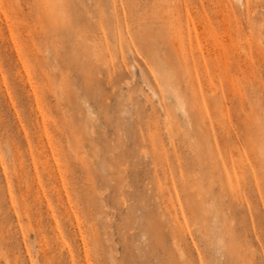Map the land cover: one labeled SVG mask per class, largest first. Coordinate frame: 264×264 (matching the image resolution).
Returning a JSON list of instances; mask_svg holds the SVG:
<instances>
[{
	"label": "rangeland",
	"instance_id": "rangeland-1",
	"mask_svg": "<svg viewBox=\"0 0 264 264\" xmlns=\"http://www.w3.org/2000/svg\"><path fill=\"white\" fill-rule=\"evenodd\" d=\"M0 264H264V0H0Z\"/></svg>",
	"mask_w": 264,
	"mask_h": 264
},
{
	"label": "bare ground",
	"instance_id": "bare-ground-1",
	"mask_svg": "<svg viewBox=\"0 0 264 264\" xmlns=\"http://www.w3.org/2000/svg\"><path fill=\"white\" fill-rule=\"evenodd\" d=\"M170 94L174 97L175 101H176V104H177V107L178 109H180L181 111L184 112V103L182 102V100L180 99L179 95L177 94L176 91L170 89L169 90ZM196 100V98H195Z\"/></svg>",
	"mask_w": 264,
	"mask_h": 264
}]
</instances>
